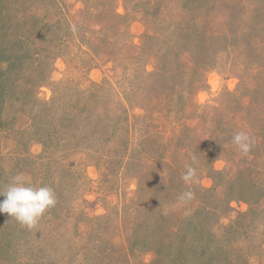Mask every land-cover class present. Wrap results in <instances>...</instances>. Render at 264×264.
Segmentation results:
<instances>
[{"label":"rangeland","instance_id":"obj_1","mask_svg":"<svg viewBox=\"0 0 264 264\" xmlns=\"http://www.w3.org/2000/svg\"><path fill=\"white\" fill-rule=\"evenodd\" d=\"M17 174L57 203L0 213V264H264V0H0Z\"/></svg>","mask_w":264,"mask_h":264},{"label":"clouds","instance_id":"obj_2","mask_svg":"<svg viewBox=\"0 0 264 264\" xmlns=\"http://www.w3.org/2000/svg\"><path fill=\"white\" fill-rule=\"evenodd\" d=\"M232 143L242 154L247 155L253 142L247 132L240 131L233 136ZM195 163L193 157L192 163L186 165V172L181 177L186 183L195 181L197 171L193 167ZM0 196L5 197L0 201V213H7L11 219H15L29 230L36 228L43 214L57 203L52 187L33 185L22 174L13 176L10 183L4 189H0ZM193 198L194 194L191 191L184 192L179 197L180 200Z\"/></svg>","mask_w":264,"mask_h":264},{"label":"trees","instance_id":"obj_3","mask_svg":"<svg viewBox=\"0 0 264 264\" xmlns=\"http://www.w3.org/2000/svg\"><path fill=\"white\" fill-rule=\"evenodd\" d=\"M256 47H258V46H256ZM51 117L53 118V116H51ZM201 252L205 254V250L204 249H201Z\"/></svg>","mask_w":264,"mask_h":264}]
</instances>
